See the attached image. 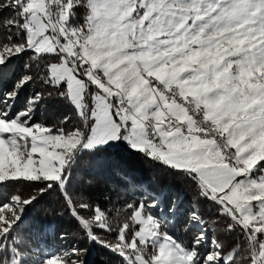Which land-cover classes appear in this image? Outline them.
I'll use <instances>...</instances> for the list:
<instances>
[{"label": "snow or ice", "instance_id": "6c2138e0", "mask_svg": "<svg viewBox=\"0 0 264 264\" xmlns=\"http://www.w3.org/2000/svg\"><path fill=\"white\" fill-rule=\"evenodd\" d=\"M23 56L0 91V183L59 189L88 240L121 264H264V0H0V68ZM53 93L73 108L71 128L67 117L36 122ZM121 146L188 177L238 239L226 247L219 221L193 211L185 243L152 214L155 201L126 202L116 222L69 190L82 153ZM37 198L0 201V264H24L12 233ZM87 251L43 264H85Z\"/></svg>", "mask_w": 264, "mask_h": 264}, {"label": "trees", "instance_id": "16d2710c", "mask_svg": "<svg viewBox=\"0 0 264 264\" xmlns=\"http://www.w3.org/2000/svg\"><path fill=\"white\" fill-rule=\"evenodd\" d=\"M28 57L15 58L6 68H0V91L11 88L16 77L25 71ZM41 88L39 82L31 83L24 89L21 99ZM22 106V104L20 105ZM36 122L49 127L64 126L65 117L71 128L77 123L73 108L55 93L45 96L36 112ZM70 191L82 195L93 203L112 210L116 222H123L124 213L117 215L126 202L146 204L157 202L151 209L155 217H166L169 223L167 230L178 240L185 243L191 239L193 230L185 233L184 224L193 211L199 213L209 225H215L216 235L227 247L238 239L236 233H227L225 220H220L216 208L199 195L197 186L181 172L165 166L132 151L126 146L110 148L100 153H82L74 166ZM37 183L26 181L6 182L0 184V201H6L11 194L19 192L23 196L36 193L37 200L26 206L27 211L12 233L22 242L26 254L24 264H35L38 256L48 253L50 248L56 252L71 250L73 247L86 248L83 257L85 264H121L118 257L102 247L99 243L90 242L73 218L65 204L59 189H52L42 196ZM175 207V213L169 209ZM161 209L164 211L162 212ZM105 240H112L111 235L98 232Z\"/></svg>", "mask_w": 264, "mask_h": 264}, {"label": "rangeland", "instance_id": "374dc122", "mask_svg": "<svg viewBox=\"0 0 264 264\" xmlns=\"http://www.w3.org/2000/svg\"><path fill=\"white\" fill-rule=\"evenodd\" d=\"M0 184H2V183H0ZM26 211H27L26 209H23V213H25ZM22 218H24V217H22ZM58 253H60V252L59 251L56 252V249H54V251L51 253H45V249H44V256H43V254L38 256L37 260L35 261V264H43V262L46 260V258L51 257V256H55Z\"/></svg>", "mask_w": 264, "mask_h": 264}, {"label": "bare ground", "instance_id": "6f19581e", "mask_svg": "<svg viewBox=\"0 0 264 264\" xmlns=\"http://www.w3.org/2000/svg\"><path fill=\"white\" fill-rule=\"evenodd\" d=\"M23 215V214H22ZM54 250L53 248H50V251Z\"/></svg>", "mask_w": 264, "mask_h": 264}]
</instances>
